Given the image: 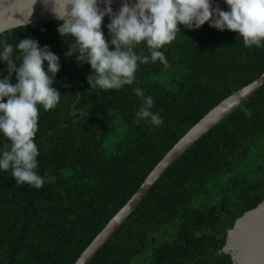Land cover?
Returning a JSON list of instances; mask_svg holds the SVG:
<instances>
[{"label":"trees","instance_id":"obj_1","mask_svg":"<svg viewBox=\"0 0 264 264\" xmlns=\"http://www.w3.org/2000/svg\"><path fill=\"white\" fill-rule=\"evenodd\" d=\"M110 22L105 16L102 31L114 51ZM61 23L37 21L0 34L13 45L17 66L20 39L47 45L59 57L52 86L61 94L49 111L38 105L34 171L45 179L43 187L17 184L11 169H0V264H74L169 149L264 72V46L246 47L238 32L210 23L180 25L159 49L167 66L138 62L131 85L91 88L93 70L66 55L75 38L60 35ZM134 51L150 56L146 42ZM7 69L0 60V79ZM136 88L152 97L161 125L136 122L143 103ZM119 125L123 136L106 151V138ZM10 144L0 133V154ZM263 200L264 86L169 166L89 264H234L222 251L228 230Z\"/></svg>","mask_w":264,"mask_h":264},{"label":"clouds","instance_id":"obj_2","mask_svg":"<svg viewBox=\"0 0 264 264\" xmlns=\"http://www.w3.org/2000/svg\"><path fill=\"white\" fill-rule=\"evenodd\" d=\"M44 2L47 4L49 0ZM52 3L53 13L62 22L58 28L60 35L75 38L66 55H76L78 62L90 64L93 70L87 78L91 88L119 90L131 85L138 62L147 64L149 60L153 63L158 60L167 66L165 54L159 49L176 38L180 25L199 29L210 23L221 31L238 32L246 47L264 46V0H226L230 11H223L219 6L213 9L210 0H138L133 6L123 4L119 12H114L112 0H106L102 8L97 6V0H52ZM105 16L111 20L108 28L114 51L109 49L102 31ZM143 42L150 56L134 51ZM16 48L21 53L19 66L12 57L13 45L7 40L0 41V60L7 63L9 73L0 79V133L11 142L0 154V169H11L17 184L26 183L39 189L45 179L34 171L39 156L34 142L40 113L38 105L49 111L59 103L61 94L52 85L60 71V62L47 45L41 48L32 38L20 39ZM134 92L143 100L136 122L147 120L154 126L161 125L162 118L151 111L152 97H145L140 88Z\"/></svg>","mask_w":264,"mask_h":264},{"label":"water","instance_id":"obj_3","mask_svg":"<svg viewBox=\"0 0 264 264\" xmlns=\"http://www.w3.org/2000/svg\"><path fill=\"white\" fill-rule=\"evenodd\" d=\"M0 0V34L10 29L43 20H59L52 11L53 3L44 0ZM138 0H112V6L119 12L123 4L135 5ZM213 9L217 6L230 11L226 0H210ZM106 0H97V6ZM264 86V72L249 84L227 96L185 133L157 163L131 198L107 222L104 228L85 248L74 264H89L101 247L119 227L132 215L145 195L160 179L169 166L181 157L192 145L201 139L215 125L233 113ZM223 252L232 256L234 264H264V200L255 208L239 217L228 230Z\"/></svg>","mask_w":264,"mask_h":264},{"label":"rangeland","instance_id":"obj_4","mask_svg":"<svg viewBox=\"0 0 264 264\" xmlns=\"http://www.w3.org/2000/svg\"><path fill=\"white\" fill-rule=\"evenodd\" d=\"M124 133V126L119 125L114 132L106 138L104 143L106 151H113L116 146V142L123 136Z\"/></svg>","mask_w":264,"mask_h":264}]
</instances>
